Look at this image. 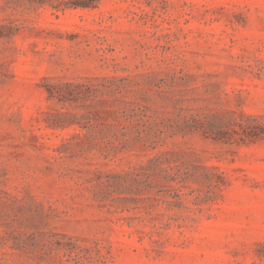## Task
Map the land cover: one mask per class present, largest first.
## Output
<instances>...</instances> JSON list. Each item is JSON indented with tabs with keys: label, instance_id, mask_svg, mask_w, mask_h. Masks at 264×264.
I'll use <instances>...</instances> for the list:
<instances>
[{
	"label": "rangeland",
	"instance_id": "1",
	"mask_svg": "<svg viewBox=\"0 0 264 264\" xmlns=\"http://www.w3.org/2000/svg\"><path fill=\"white\" fill-rule=\"evenodd\" d=\"M0 264H264V0H0Z\"/></svg>",
	"mask_w": 264,
	"mask_h": 264
}]
</instances>
